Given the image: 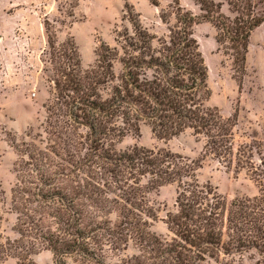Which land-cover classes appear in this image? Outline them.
I'll return each instance as SVG.
<instances>
[{"label":"trees","instance_id":"16d2710c","mask_svg":"<svg viewBox=\"0 0 264 264\" xmlns=\"http://www.w3.org/2000/svg\"><path fill=\"white\" fill-rule=\"evenodd\" d=\"M195 2L201 17L176 0V23L162 37L127 3L132 29L117 31V46L103 43L86 69L75 43L57 45L46 21L55 86L45 122L48 142L12 140L19 154L12 189L19 237L0 242V263L14 257L37 264L31 256L45 249L53 264H219L235 252L264 253V141L236 146L238 110L225 117L208 104V66L193 32L194 24L211 22L217 41L231 50L235 71L245 72L250 37L264 14L253 0ZM224 2L234 18L222 11ZM161 18L169 23L166 14ZM143 123L166 138L192 130L205 139L207 155L246 171L258 194L227 199L199 183L200 163L170 149L117 148ZM173 183L168 239L152 230L158 214L149 195Z\"/></svg>","mask_w":264,"mask_h":264},{"label":"rangeland","instance_id":"374dc122","mask_svg":"<svg viewBox=\"0 0 264 264\" xmlns=\"http://www.w3.org/2000/svg\"><path fill=\"white\" fill-rule=\"evenodd\" d=\"M177 1L183 10L201 17L203 11L195 0ZM253 2L255 11L264 14V0ZM127 3L139 15L142 25L158 37L167 36L169 26L176 23V0H0V242L19 237L14 228L17 214L12 210L19 154L12 140L35 141L41 147L48 142L45 122L48 105L55 97V86L46 21L51 23L57 45L66 41L75 43L82 67L86 69L96 63L98 48L103 43L117 46V31L132 29L127 19ZM222 11L231 18L237 15L227 2ZM163 14L168 16L169 23L163 21ZM193 32L208 66L212 91L208 104L218 107L225 117L238 110L234 128L236 146L264 141V22L251 34L245 72L235 71L231 50L217 41V30L211 22L194 24ZM120 68L115 62L116 72ZM204 144L205 139L196 137L190 129L166 138L143 123L139 132L126 135L117 143V148L138 145L155 150L170 149L200 163L196 172L199 183L211 184L227 199L258 194V186L246 171L237 173L207 155ZM176 195L175 183L149 195L158 214L152 230L168 239L173 233L165 219L169 212L176 210ZM31 258L37 264L54 261L53 253L46 249ZM0 264H19V260L7 257ZM66 264L81 263L68 259ZM219 264H264V253L257 249L235 252L223 255Z\"/></svg>","mask_w":264,"mask_h":264}]
</instances>
